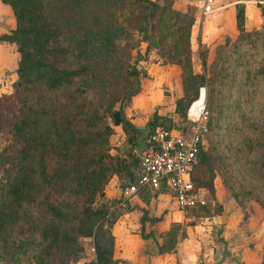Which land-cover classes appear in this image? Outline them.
<instances>
[{"label": "trees", "instance_id": "trees-1", "mask_svg": "<svg viewBox=\"0 0 264 264\" xmlns=\"http://www.w3.org/2000/svg\"><path fill=\"white\" fill-rule=\"evenodd\" d=\"M0 4L15 23L0 43L18 54L12 93L0 96V132L10 139L0 149V264H75L83 240L92 241L89 264H119L110 230L121 213L98 200L125 170L110 154V139L116 107L137 85L133 53L141 43L181 69V120L206 88L208 146L193 166L194 188L213 194L219 178L243 211L250 202L264 209V31H245L242 7L237 39L217 47L198 75L191 66L194 14L174 11L169 0ZM121 123L126 142L136 146L137 131ZM157 125L155 118L151 129ZM212 214L208 207L187 212ZM181 230L172 224L159 234L160 254L175 250Z\"/></svg>", "mask_w": 264, "mask_h": 264}, {"label": "crops", "instance_id": "crops-1", "mask_svg": "<svg viewBox=\"0 0 264 264\" xmlns=\"http://www.w3.org/2000/svg\"><path fill=\"white\" fill-rule=\"evenodd\" d=\"M169 1L174 11L194 14L190 37L194 74H203L212 64L217 47L237 39V7L244 10L245 31H264V0H213V12L205 16L193 7L192 0ZM7 47L6 43H0V66ZM134 57L137 85L133 94L116 107L120 120L119 125L114 123L110 139V154L124 162L125 170L111 177L104 198L98 200L99 205L115 206L121 213L110 230L114 240L113 258L119 264H260L264 254V209L250 202L243 211L219 178L213 182V194L202 190L213 214L197 222L181 211L164 190L140 188L136 194L123 198V189L137 183L141 156L137 154V140L136 146L126 142L121 120L137 131V139L155 118L159 124L170 119L174 129L181 121L177 103L184 96L181 69L161 60L155 48L141 43ZM172 224L182 226L176 248L171 253L160 254L159 234L169 231ZM82 247L83 255L75 264L93 262L92 241L83 240Z\"/></svg>", "mask_w": 264, "mask_h": 264}, {"label": "built area", "instance_id": "built-area-1", "mask_svg": "<svg viewBox=\"0 0 264 264\" xmlns=\"http://www.w3.org/2000/svg\"><path fill=\"white\" fill-rule=\"evenodd\" d=\"M192 3L203 16L213 12V0H192ZM208 121L206 89L201 87L186 111L185 121L181 120L170 130L162 125L151 129L145 141L147 148L140 157L137 183L123 189V198L136 194L140 188H148L152 191L164 190L183 212L205 207L207 201L202 190L194 188L191 172L205 145L209 133Z\"/></svg>", "mask_w": 264, "mask_h": 264}, {"label": "rangeland", "instance_id": "rangeland-1", "mask_svg": "<svg viewBox=\"0 0 264 264\" xmlns=\"http://www.w3.org/2000/svg\"><path fill=\"white\" fill-rule=\"evenodd\" d=\"M11 13L9 8H6L0 4V33L1 32H9L10 28L15 25L14 19L12 20ZM7 50L3 52L4 54V62H2V66H0V96L1 95H10L12 93V86L16 80V67L18 62V54L16 53V48L7 44ZM135 54V52L133 53ZM135 58V57H134ZM1 65V64H0ZM4 68V74H2V69ZM206 89V88H205ZM9 137L2 131L0 132V149L6 146L9 142ZM208 146L207 138L203 149H206ZM2 176L0 173V180ZM208 207V204L205 206ZM215 207L213 210L215 211ZM190 216V215H189ZM192 221H199V218H194L193 216L189 217Z\"/></svg>", "mask_w": 264, "mask_h": 264}, {"label": "water", "instance_id": "water-1", "mask_svg": "<svg viewBox=\"0 0 264 264\" xmlns=\"http://www.w3.org/2000/svg\"><path fill=\"white\" fill-rule=\"evenodd\" d=\"M150 44L153 47L156 46V42L154 40H150ZM183 111H184V107L180 106L178 108V112L181 113ZM113 118H114L115 125H119L120 115H119L118 112L114 114ZM159 125H162L165 129H169L170 130L172 128V121L170 119H166L163 122H161ZM150 132H151L150 126H147L146 129L141 132V137H139L137 139V145H138L137 154L139 156H141L143 154V152L147 148V145H146L145 141H146L147 137L149 136ZM83 252H84L83 247H80L78 249V253L82 254Z\"/></svg>", "mask_w": 264, "mask_h": 264}]
</instances>
